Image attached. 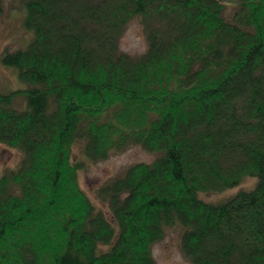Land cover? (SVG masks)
I'll use <instances>...</instances> for the list:
<instances>
[{"label":"trees","instance_id":"trees-1","mask_svg":"<svg viewBox=\"0 0 264 264\" xmlns=\"http://www.w3.org/2000/svg\"><path fill=\"white\" fill-rule=\"evenodd\" d=\"M24 7L33 38L2 58L26 87L0 93V142L23 154L0 176V264H155L174 226L191 264H264V0ZM135 17L140 56L120 48ZM78 144L92 162L131 145L158 156L101 185L107 214L79 184ZM245 177L254 187L222 203L200 197Z\"/></svg>","mask_w":264,"mask_h":264},{"label":"rangeland","instance_id":"rangeland-1","mask_svg":"<svg viewBox=\"0 0 264 264\" xmlns=\"http://www.w3.org/2000/svg\"><path fill=\"white\" fill-rule=\"evenodd\" d=\"M0 93L7 94L26 87L19 79L17 71L3 63L6 51L24 48L33 38V33L24 26V0H0ZM234 3H227L224 15L227 19L234 13ZM148 47L147 37L140 17L133 18L126 26L120 40L122 51L140 56ZM15 107L23 110L26 107L24 96L15 99ZM75 160H84V167L79 171V184L97 209L108 214L107 206L102 203L97 191L107 180L123 173L129 166L145 162L151 163L157 153L144 149L141 145H131L125 150L112 153L107 159L92 162L85 159L80 144L74 148ZM23 154L16 148L0 142V176L7 171L16 169ZM256 178L245 177L243 181L222 192L200 193V197L211 203H222L241 189H252ZM181 233L179 226L168 228L165 237L153 245L152 253L155 264H191L181 251Z\"/></svg>","mask_w":264,"mask_h":264}]
</instances>
